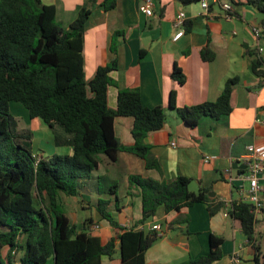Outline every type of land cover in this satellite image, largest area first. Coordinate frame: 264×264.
I'll return each instance as SVG.
<instances>
[{"label": "trees", "instance_id": "trees-1", "mask_svg": "<svg viewBox=\"0 0 264 264\" xmlns=\"http://www.w3.org/2000/svg\"><path fill=\"white\" fill-rule=\"evenodd\" d=\"M182 5L199 0H178ZM233 1L234 0H230ZM117 0H101L104 10H111ZM261 13L258 22L260 38L264 40V0H245ZM91 13L89 5L78 8L67 28L56 20L53 5L41 0H0V264H101V257L112 258L119 251L120 264H145L144 253L158 238L155 230L138 229L137 225L120 226L107 211L108 202H97V211L108 221L113 235L105 242L93 234L89 223H71L61 193L76 196L80 183L95 170L101 155L115 161L118 153L126 152L143 160L147 169H158L144 138L163 128L166 113L162 106L142 104L138 87H123L112 74L118 70L117 49L123 39L122 30L110 37L112 54L105 65L98 66L89 78L84 74L83 33ZM140 51V55L143 53ZM254 51V50H253ZM203 60H210L211 50L200 49ZM183 53H186L184 51ZM263 56L251 63L254 74ZM171 77L179 84L184 76L174 66ZM237 77L227 78L212 101L176 106L174 93L168 99L169 108L179 119L194 128L201 117L216 118L229 112V95ZM109 87L116 88L115 106H108ZM20 102L30 118H38L49 127L59 125L70 138L71 154H52L37 159L18 139L29 140L28 131L16 125L9 109L11 102ZM130 116L132 143L123 144L115 135L114 118ZM24 130V131H23ZM248 137L219 139V154L234 160L245 152ZM128 182L138 189L141 217L145 224L159 208L164 212L179 211L181 207L207 202L206 190L190 191L189 179L177 175L170 181H158L141 174H130ZM115 185L107 190L119 202ZM220 202L207 203L212 214ZM248 204L232 205L229 217L236 220L247 238V251L252 264H264V253L254 233L255 218ZM221 237L210 234L207 251L175 264H212L222 256ZM7 246L4 255L2 248ZM20 253L18 259L15 255Z\"/></svg>", "mask_w": 264, "mask_h": 264}, {"label": "crops", "instance_id": "crops-1", "mask_svg": "<svg viewBox=\"0 0 264 264\" xmlns=\"http://www.w3.org/2000/svg\"><path fill=\"white\" fill-rule=\"evenodd\" d=\"M206 1L209 14L203 11L199 2L182 5L178 0H154L153 13L147 16L139 9L140 0H117L116 6L108 11L100 5L101 0H41L43 4L55 7L56 20L64 28L74 20L80 6H90L91 13L83 33L86 78L110 59L111 34L114 30H122L123 39L115 55L118 70L112 76L120 86L138 87L143 105H160L166 113L163 128L144 138L159 163L158 169H147L142 159L126 152L118 153L115 161L101 155L98 167L81 181L74 197L84 196L85 200L95 203V209L99 199L107 201V211L122 227L140 225L137 224L141 217L140 196L138 189L128 182L130 174H141L158 181H170L183 175L189 179L188 184L194 183L195 188L190 191L203 188L209 197L207 202L181 207L179 211L166 213L159 208L145 222V230L152 224L161 226L157 231L158 238L144 253L145 264H175L202 255L207 251L210 234L222 239V256L212 264H252L247 238L238 222L222 214V200L235 196L223 175L227 168L234 173L231 166L234 159L219 154V139L248 137V143L264 142V84L251 70L256 39L250 31V25L258 24L261 13L245 0H234L232 17L224 19L215 0ZM179 11L184 13L183 32L173 39L177 31L173 20ZM258 42L264 45V40ZM205 45L213 53L210 60L200 56L199 51ZM174 66L179 67L184 76L180 84L171 77ZM232 76L237 77V82L230 92V110L225 115L201 117L197 125L190 128L168 106L171 91L178 107L212 101L224 81ZM115 94L116 88L109 87L107 102L111 108L115 106ZM132 125L130 116L114 118V132L121 143H132ZM54 127L39 120L35 124V129L41 132L40 145L43 143L40 157L47 150V156L58 153L56 151L72 153L67 142L70 136L54 133ZM205 155L214 157L203 162ZM115 185L117 203L107 190ZM217 202L221 203L220 207L209 214L207 203ZM97 214L89 217L93 222L95 218L99 219L91 226V231L99 236L97 232L104 225L109 228L108 238L104 240L99 236L105 242L113 235V230L98 211ZM263 218L264 209L256 215L255 223ZM94 227L98 229L95 231ZM113 261V257H101V264H113Z\"/></svg>", "mask_w": 264, "mask_h": 264}, {"label": "built area", "instance_id": "built-area-1", "mask_svg": "<svg viewBox=\"0 0 264 264\" xmlns=\"http://www.w3.org/2000/svg\"><path fill=\"white\" fill-rule=\"evenodd\" d=\"M140 11L145 15L150 16L153 13L154 0H140ZM221 10V16L224 19H230L233 15L232 1L230 0H215ZM199 5L206 14H209L208 3L206 0H199ZM184 13L179 11L174 17L173 24L176 28V33L173 39H177L183 32ZM250 31L256 39L253 50L256 56H263L264 45L259 44L260 31L258 25H250ZM264 69V64L261 65ZM259 82L264 84V74L259 76ZM175 144L174 141L171 142ZM245 152L234 161L236 165L242 164L244 168H234V173H230L231 169L224 170V178L229 186V189L235 194L234 197H228L222 200V214L229 216L232 205L238 202H244L249 206V212L255 218L264 209V142L248 143L245 145ZM213 155H205L202 158L203 162H207L213 158ZM37 159L40 156L36 157ZM144 224L136 226L138 229H144ZM126 227V226H124ZM160 224H152L149 230L159 231Z\"/></svg>", "mask_w": 264, "mask_h": 264}, {"label": "rangeland", "instance_id": "rangeland-1", "mask_svg": "<svg viewBox=\"0 0 264 264\" xmlns=\"http://www.w3.org/2000/svg\"><path fill=\"white\" fill-rule=\"evenodd\" d=\"M9 112L11 116L13 117L16 125L20 124L19 125L20 128L25 129V131H29L31 133L29 141L25 139H18V142L23 146H27L35 157L39 156L40 153H42L41 148H42L43 143L40 145L41 132L35 129V124L37 123V120L39 121L41 120L38 118H30L27 113L26 108L23 107L20 102H15V101L11 102ZM53 132L57 134H62V135L63 133L64 134L66 133L59 125H55V127L53 128ZM49 135L51 136L52 133H50ZM56 152H58V154H62V153H59V151H56ZM46 154H48V150L45 151V153L43 154V157H46L47 156ZM187 188L190 190H194L195 188L194 183L193 182L189 183L187 185ZM61 201L65 206L66 212H68V216L71 218L72 222L75 221V224L77 225L81 224V222L84 219H88L91 215L94 217H96L95 215L98 216L95 207L93 208L95 203L92 201L85 200L84 196L79 195L77 197H74V196H68V195H65L64 193H61ZM98 222H99V219L95 218V222H93V219H92V222L89 223L90 229H91V226L94 225V223H98ZM97 229L94 227L95 231ZM97 233L99 234V236H101V238L105 240V238H108L109 234H111V230L104 225L103 228L100 229ZM254 233H255L256 238L259 241L261 251L264 252V218L255 223ZM7 249H8L7 246L2 248L1 251L4 255L6 254ZM18 256H20V253H17L15 255V260L18 259ZM113 258H114L113 264L120 263L118 250H116L115 254L113 255ZM47 264H52V261L49 260Z\"/></svg>", "mask_w": 264, "mask_h": 264}, {"label": "water", "instance_id": "water-1", "mask_svg": "<svg viewBox=\"0 0 264 264\" xmlns=\"http://www.w3.org/2000/svg\"><path fill=\"white\" fill-rule=\"evenodd\" d=\"M231 166H232V168H241V169L244 168V165H242V164L236 165L235 161H232Z\"/></svg>", "mask_w": 264, "mask_h": 264}]
</instances>
